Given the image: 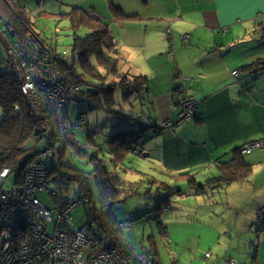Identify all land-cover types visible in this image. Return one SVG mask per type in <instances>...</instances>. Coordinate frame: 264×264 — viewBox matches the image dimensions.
<instances>
[{"label":"crops","instance_id":"1","mask_svg":"<svg viewBox=\"0 0 264 264\" xmlns=\"http://www.w3.org/2000/svg\"><path fill=\"white\" fill-rule=\"evenodd\" d=\"M71 1L73 4L75 2L72 7H81L83 11L85 6H90L89 12L104 21L116 51V67L119 72L147 78L149 91L145 95L146 102H139L137 113L131 116L133 121L143 127V134L146 131L144 124L159 123L158 113L163 109L168 113L161 115H167L169 112L172 114L171 119L166 120L176 121L178 109H175L172 98L169 97L176 88L180 87L178 89L181 90V95L195 99L197 111L194 118L180 123L172 134L159 135L155 132V136L150 135L151 139L143 135L144 147L148 152V148L153 150V143L156 145L161 142L162 153H172L170 168L182 177L185 176L186 180L191 178L195 184L205 186L203 191H196L195 185L188 184L186 195L196 198L198 202L203 199L204 205L207 204L206 199L213 197L214 190L210 188L216 186L208 185V181L217 179L221 174L216 165L218 159L226 162L234 149L247 143L264 141V71L257 73L240 69L258 60H264V0ZM114 8L119 9L122 15L115 16ZM25 15L29 18L28 14ZM254 44L258 46L253 47ZM233 71L238 72L236 77L231 75ZM179 78L190 79V85H183L186 82L183 79L179 83ZM172 90L175 91L171 93ZM135 105L132 104V107ZM143 108L150 110L155 118L143 119L140 112ZM195 130H202L204 135L198 139L193 137L191 134L195 133ZM152 132L154 133L153 130ZM158 136L160 138L156 139ZM177 136L181 141L175 139ZM178 142L180 146L177 145ZM103 145L106 146V143ZM192 148H196L198 153L192 155ZM199 148H203L204 152H200ZM214 149L222 151L215 160L211 152ZM261 150L243 154L245 162L252 166L251 173L243 181L233 182L227 187V190L235 193L238 198L231 204L235 206L236 219L225 235L232 233L233 240L240 239V243H248L250 251L256 245L261 247L264 244V239L255 230L258 212L264 209L263 186L259 187L261 197L257 201L255 199L250 206L254 199L250 200L248 193L253 186L246 181L253 174L254 166L264 159V148ZM177 153H180V156ZM146 157L149 158V154H146ZM205 165L207 168H217L218 172L199 173L198 169H203ZM201 175L205 180H200ZM247 208L251 213L241 222L240 213ZM201 214V220L208 217L211 219V213L205 211ZM198 215L193 220L183 221L181 225V233L186 235V239L183 236L180 242L183 255L186 254L185 245L190 239L200 242L199 251H203L207 247L206 243L217 247L214 240L220 241L223 235L220 230L214 231L210 227L202 228V233H199ZM170 226L173 225L169 223L166 229ZM205 232L209 233L208 237L204 235ZM163 234L168 235L167 232ZM205 237L208 239L205 240ZM125 241L132 244L130 239L125 238ZM156 257L158 264H161L157 254ZM234 261L237 264L236 260ZM211 263L218 264L217 261ZM252 263L264 264H242Z\"/></svg>","mask_w":264,"mask_h":264},{"label":"rangeland","instance_id":"2","mask_svg":"<svg viewBox=\"0 0 264 264\" xmlns=\"http://www.w3.org/2000/svg\"><path fill=\"white\" fill-rule=\"evenodd\" d=\"M15 2L21 9L24 10L25 14H28L31 22L33 23L34 32L39 36V39L41 41H44L45 43H42L43 47H34L33 57L31 54H29L28 50L25 52L28 58L32 57L30 59L31 62L33 64H36V68L33 69V75L35 73H38L39 75L36 77L42 82L35 87H38L42 84L43 91H45V89L48 91L47 93L43 94V97L46 100L53 99L56 102H63L62 109H60V107L57 105L58 109L61 110V112L57 114L54 113L51 109L50 115H44V117L34 114V116L42 122L51 121L44 124L42 128L44 132L53 127L58 131L59 135L58 140L47 141V145L43 148L44 150L42 152H39L40 155L42 156V153L46 155L49 152H51V155L58 154L60 157V162L65 163L68 161L71 164H75V166L78 168L77 170L84 171L85 169H87L88 171L90 170L89 168H91V164L90 166L88 164L87 166H85L80 161H89L88 154H92V151H98L101 156L99 157V159L101 161H105V163H109L111 171L120 180L121 183L117 185L116 183H118L119 180H116V178L114 177L116 186L124 189L120 190L119 196H116V198H114V201L116 202L117 200L121 199V197L123 198L124 196H127L129 192L133 195L131 198H125L124 200L126 201L122 203H118L113 207L106 208L108 210L107 216L111 217L112 215V217L115 218V221L117 222L116 227L119 230L118 239H112L110 238V236H106V239L108 238L112 241L110 242L111 248L108 249L115 250L118 253L119 257L116 260H120L121 256H125L126 259H128L125 263L119 264H158L156 254L160 258L161 264H191L192 261L193 264H212L211 261H217L218 264H228L229 258H233L234 260H236L237 264H242L243 262L264 263V244L261 247H258L256 245L254 249L250 251V246L248 243H240V239L233 240L232 233L229 235H225L228 227H231L232 222L234 224V221L236 219V215L234 212L235 206L231 204L233 201H235V199L238 198L235 193L227 190L228 186L224 190L212 191L213 197L206 199L208 200V203L205 205V201L203 199H199L198 202L196 198L188 197L186 195L188 192V181L185 179V176L182 177V175L170 168L172 153H162L160 146L161 142L156 143V145L155 143H153V150L151 148H148L147 152L146 147H144L143 136H138L135 139L136 146H139L138 150L143 154L141 153L140 155H137L131 151H127V156L124 164H121V158L112 153L109 154L108 147L103 145V135L115 134L116 132H118V130H120L118 129V127L125 128V125L128 128H133L134 130L138 128L137 126H140L141 129L143 128L139 123L133 121V117H131L132 115H134L133 113H137L136 108L138 109L139 100L132 102V104L134 105L136 102H138L135 107H130L127 102L122 101V95L121 93H119L117 101L120 103V108L122 109V111L117 116H114L112 114L110 115L101 110L89 111L87 109L84 115L79 116L81 113L80 107L77 105V103L71 102L72 96H68V99H64L62 97L64 94L62 92H59L61 89H58V87H56V85L52 81L46 83L43 80L44 78L49 80L51 77L49 75L52 74L51 70L45 72L38 69L37 66H39L43 62V59H45V61L49 64L54 63L58 56L65 61L67 60L69 64L74 63V61L77 62V60H75L76 55L72 53L71 48L74 40V31L71 28V23L67 16L73 8L72 6H74L75 2L74 4L71 0H15ZM85 7V11L87 10L89 12L88 8L90 6ZM81 9L84 10L83 8ZM85 33V29H79L77 34L78 36H83ZM25 39H23V41ZM252 46L257 47L258 45L254 44ZM5 47L6 45L0 42V70H3L4 68V70H6L9 74H12L15 77L19 76V79L21 80L22 77L25 76V73H23L22 67L17 60L20 58V55L22 53L19 50L18 52H16L18 54L17 56H14L12 52H10L9 55L8 49L6 51V49H4ZM10 49L12 48L9 47V50ZM52 49L55 50V52ZM109 55L112 57L111 53H109ZM262 55L264 56V52L262 53ZM113 56L116 57L117 55L115 54ZM6 61L8 63L11 62V64L4 65L3 63H7ZM91 64H94L96 67H98L99 73L103 75L105 74L106 70L99 67V65L101 66V64L98 63V65L95 59L91 61ZM56 67L60 74V80H64L63 78H61L60 68L57 64ZM75 67L78 66L76 65ZM29 69L30 67L26 70L29 72ZM52 70L54 71L53 68ZM235 73L237 76L238 72ZM113 76L114 75L112 74L108 75L106 72V78L101 79L100 76L99 78L105 84H110L113 81L118 82L117 76ZM181 79L183 78H179L177 81H179L180 83ZM20 80L19 83L21 93L25 97L26 101H29L30 99L25 94H23V84ZM183 80H186L183 85H190V79ZM151 86L153 88L152 83ZM178 88L175 89L176 91L174 90L175 92L172 90L171 93L174 92V95L172 94V96H169L170 98H172L175 109H178L176 121L171 122L169 120H166L167 118L171 119L172 114H170L171 112H169V114L167 115H161L168 113L163 109L162 111H160V113H158V117L160 118L159 123L150 122L148 124H144L146 131L144 132V134L143 132H141V134L147 136V138L149 137V139H151L150 135L155 136L152 130L159 135L172 134L174 133V128L180 123L182 124V122L194 118V115L197 111V103L195 99L187 95H181V90ZM34 89L35 91L38 90L37 88ZM30 97L32 101L36 100L32 99L35 98L34 95H30ZM185 98H192L195 102V111L189 119H181L179 117L184 106L182 104L184 101L183 99ZM16 107L18 109V111L16 112L18 113L19 107ZM144 108L142 109L143 111H140L143 114V119L153 120L155 118V115L153 113L151 114L150 110ZM58 114H61V118ZM149 114H151V119L149 118ZM123 122L125 123L123 124ZM191 135L198 139L199 136H203L204 133L202 130H200V132L195 130V133ZM159 138L160 136L156 137V139ZM175 139L181 141L179 136H177ZM93 141L94 145L97 146L101 150V152L97 149V147L93 145ZM256 143H258L259 147H255L254 149H252V151H262L261 149L264 148V141L247 143L245 147ZM58 145L61 147L60 151L57 149L59 147ZM177 145L180 146L181 144L178 142ZM56 146L58 147L56 148ZM244 148L243 153L248 149ZM199 149L200 152H204L203 148ZM79 150H82V152ZM181 151L182 149H180V153ZM211 152H213L214 154V157H212L214 160L222 154V151H220V149H214ZM180 153H177V155L180 156ZM191 153L192 155H195L198 153V150L196 148H192ZM146 154H149L150 157L147 158ZM112 155H114L113 158ZM114 162L119 163L120 166L117 164L116 166L112 164ZM253 169V174L246 179V181H249L253 186L248 193V197L250 198V200L254 199L251 202L250 206L253 205L255 199L257 201V199L261 197V189L259 188L260 186H263L262 191H264V159L261 163H257ZM198 172H214L216 174L218 170L217 168L212 169V166L211 168H207V165H205L203 169H198ZM52 175L58 177L57 174L55 175L52 173ZM95 175L97 174L95 173L89 176H84H87V179L90 180L89 182L93 184ZM203 175H201L200 180H205L202 179ZM13 180L14 178L13 176H11L6 182L5 188L7 190H10L12 188V185L10 183H13ZM20 185L21 184H18L14 188H19ZM58 185L60 184L57 183V187ZM79 186V184L73 183L70 186L66 197L71 200L76 199L80 195ZM90 187H92V190H95L93 185H91ZM176 190L177 192H180L181 195H175L174 192H176ZM54 197L49 196L48 194L38 195V199L51 210H53L55 206L58 207L57 203L54 202ZM164 200H167L166 203L163 202ZM205 211L206 213H211V219L209 217H206L207 219L201 220V213ZM250 213L251 211L248 208L241 211L239 216L241 222L245 218H248ZM197 215V221H200V229L198 228L199 233H202V228L210 227L214 231L220 230L223 235L221 236L220 241L216 239L214 240L217 247L215 245H213L212 247L210 246V244L206 243L205 246L207 247L203 251H199L201 249L200 242H197L194 239H190L189 243L185 245L187 246L186 254L183 255L180 249V242L182 241L183 236L186 239V235L181 233V225H183V221L187 222V220H193V218H196ZM53 218H55L54 213ZM89 218L93 220L94 214H92ZM92 220H90V222H92ZM256 222H258V215ZM85 223L86 222L83 217V206L78 205L72 210L70 221L67 224V227L75 231L83 227ZM169 223L173 226H170V228L166 229V227L169 226ZM163 232H167L168 235L164 236ZM258 233L260 234V230L258 231ZM252 234L254 235V239H256L255 231H253ZM204 235L208 237L209 233L205 232ZM260 236L264 239V236H262L261 234ZM125 238L130 239L134 247H132V244L129 243L131 245L130 246L125 241ZM204 239L207 240L208 238L205 237ZM242 240L245 239L242 238ZM181 246L184 247V245ZM151 249H153L156 254H154ZM205 254H208L210 256L205 258ZM221 257L223 258L221 259ZM151 259L153 260V262Z\"/></svg>","mask_w":264,"mask_h":264},{"label":"trees","instance_id":"3","mask_svg":"<svg viewBox=\"0 0 264 264\" xmlns=\"http://www.w3.org/2000/svg\"><path fill=\"white\" fill-rule=\"evenodd\" d=\"M113 12L115 16L122 15L121 11L117 8H114ZM67 16L74 31V40L71 48L72 53L76 55L75 60L77 62L74 61V63L69 64L67 60L59 58L57 65L60 68L61 78L64 79L62 80V86L66 90L69 88L72 91L70 95L72 96L71 102L77 103L80 107L81 113L79 116L84 115L86 109L89 111L101 110L110 115L117 116L122 111L120 103L117 101L119 93L122 95V101L127 102L130 107H132V102L137 100L142 104L146 102L145 95L149 91L147 78L144 76H130L119 72L116 67L117 60L113 56L116 54V51L104 21L95 14L83 11L77 6L73 7ZM0 17L12 29V33L8 34L12 42L21 44L25 37H30L43 47L42 43L44 41H41L39 36L36 35L33 30V23L15 0H0ZM79 29H85L86 33L83 36H78ZM262 37H264V29ZM1 43L3 44V42ZM53 51L55 52V50ZM108 52L112 54V57ZM94 59L97 64H101V66L98 64L99 67L106 70L108 75H116L118 82L103 83L99 76L101 79L106 78V72L104 75L99 73L98 67L91 64V61ZM76 65L78 67H75ZM41 68H48L47 63H43ZM240 69L251 70L257 73L264 71V60H258L250 66H244ZM27 103L28 101H26L21 93L19 80L4 70V68L0 70V170L8 169L10 171V177L13 176L14 178V186L21 184L25 168L47 145V141L58 140L59 138L58 131L53 127L45 132L43 131L44 124L51 121L42 122L36 118ZM16 106L19 107L18 113L15 111ZM118 129L120 130L115 134L103 135V137L109 154L112 153L121 158L120 161L123 164L127 151H131L137 155L142 153L138 150L139 146H136L135 139L138 136H143V134H141L140 127L135 130L128 127H118ZM92 143L94 145V141ZM245 145L234 149L228 161L222 162L221 159H218L216 165L221 174L217 179L208 181V185H216L210 188V190L218 188L223 190L233 182L243 181L251 173L252 166L245 162L242 153ZM59 147L57 149L60 151L61 147ZM97 149L101 152L98 147ZM79 151L82 152V150ZM88 155L90 162L80 161L85 166L87 164L90 166L91 164V168L88 171L87 169H85L86 171H79L75 164H71L68 161L65 163L60 162L58 154L53 155L49 162H43L50 172L58 176L60 185L55 188L56 195L55 197L53 196L55 198L54 202L61 209L64 203L70 200L66 197L70 186L73 183L79 185L82 182L86 183L89 186L86 195L90 200V206L83 208L85 225L90 223V232L98 241L104 240L106 236L118 239L119 230L116 227L117 222L112 215L111 217L107 216L108 210L106 208L122 203L126 201L124 200L125 198H131L133 195L129 192L127 196L121 197V199L115 202L114 198L119 196L120 190H124L116 186V184L121 183L120 180L111 171L109 163H105V161L99 159L101 156L98 151H92V154ZM114 155H112V158ZM112 164L116 166L119 163L114 162ZM95 173L97 175H95V180L92 184L87 179V176L84 175L89 176ZM114 177L116 180H119L116 184ZM187 181L188 184L195 185L196 191H203L205 189L204 185L195 184L191 178ZM91 185H93L95 190H92ZM174 194L181 195L177 190ZM166 201L164 200L163 202L166 203ZM92 214H94L93 220L89 218ZM258 224V222L255 224L257 232L260 226Z\"/></svg>","mask_w":264,"mask_h":264},{"label":"built area","instance_id":"4","mask_svg":"<svg viewBox=\"0 0 264 264\" xmlns=\"http://www.w3.org/2000/svg\"><path fill=\"white\" fill-rule=\"evenodd\" d=\"M10 33H12L11 27L0 18V41L6 45V51L8 49V54L10 55V52H12L14 56L18 55L16 52L19 50L22 53L17 61L22 67L25 76L21 80L19 76H16V78L23 84L22 91L30 99L28 105L31 107L33 114L44 117V115H50V109L56 114L61 112L57 105L62 109V101L46 100L43 94L48 91L46 89L43 91L42 84L35 87L42 82L36 77L39 75L38 73L33 75V69L36 68V64H33L30 59L33 57L34 47L36 48L40 45L30 37L22 41L21 44L14 43L8 37ZM9 47L12 49L9 50ZM27 50L32 55L31 58H28L25 54ZM58 59L59 56L51 64L43 59V62L37 67L45 72L51 70L50 79L44 78L43 80L46 83L52 81L58 89H61L59 92L64 94L62 97L68 99L67 97L72 94V91L69 88L66 90L61 85L62 81L56 67ZM43 63H47L48 68H41ZM3 64L10 65L11 62ZM29 67L28 72L26 69ZM232 76L235 77L236 73L233 72ZM34 88L38 90L35 91ZM30 95H34L35 98L32 99L36 100L32 101ZM183 100L182 104L184 106L179 117L181 119H189L195 111V102L192 98ZM15 111H18L17 107H15ZM58 115L60 116L61 114ZM255 147H259L258 143L248 145L244 148L248 149L244 153L242 151V153L249 154ZM53 155H51V152L46 155L42 153V156L39 153L25 168L23 181L19 188H14V183H10L12 188L7 190L5 184L9 180L11 173L8 169L0 170V264L125 263L128 260L125 256H121L120 260H116L119 257L118 253L115 250L108 249L111 248L110 242L112 241L110 239L105 237L104 241H98L92 236L90 223L75 231L67 227L71 212L76 206L82 205L83 208L90 206V200L86 195L89 186L86 183L82 182L80 184V195L74 200H67L61 209L55 206L51 210L38 199L40 194H48L49 196H55L56 194L55 188L59 180L52 175V172L43 163L49 162ZM53 213L55 218H53ZM258 223L260 225V234L264 236L263 210L259 211ZM205 257H209V255L206 254Z\"/></svg>","mask_w":264,"mask_h":264},{"label":"bare ground","instance_id":"5","mask_svg":"<svg viewBox=\"0 0 264 264\" xmlns=\"http://www.w3.org/2000/svg\"><path fill=\"white\" fill-rule=\"evenodd\" d=\"M228 264H234V261L228 260Z\"/></svg>","mask_w":264,"mask_h":264}]
</instances>
